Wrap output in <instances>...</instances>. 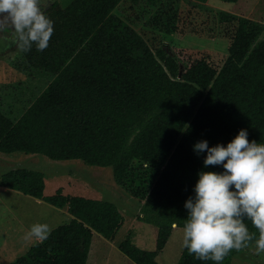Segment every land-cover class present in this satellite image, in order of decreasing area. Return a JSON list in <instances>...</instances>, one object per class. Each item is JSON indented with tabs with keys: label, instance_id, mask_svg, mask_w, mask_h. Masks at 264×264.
Listing matches in <instances>:
<instances>
[{
	"label": "trees",
	"instance_id": "16d2710c",
	"mask_svg": "<svg viewBox=\"0 0 264 264\" xmlns=\"http://www.w3.org/2000/svg\"><path fill=\"white\" fill-rule=\"evenodd\" d=\"M121 1L50 5L46 14L54 31L48 47L20 49L16 68L48 73L53 79L18 118H11L0 99V152L112 167L115 182L143 202L139 219L158 229L155 251L139 248L130 238L119 249L136 264H160L157 256L173 231L183 228V205L193 195L197 173L223 170L218 165L205 168L204 154L197 156L193 144L206 139L210 147L226 145L241 128L247 129L249 141L264 143V27L237 18L222 67L205 60L182 67L164 50L154 52L113 13ZM144 168L156 170L155 179L132 180L134 172ZM0 186L68 207L73 216L11 264H87L94 233L111 240L124 223L110 201L65 195L62 190L46 196L44 176L38 171L8 170ZM246 224L255 234L249 242L254 244L258 229L251 221ZM242 250H231L220 264H232ZM178 264L216 262L195 259L184 247Z\"/></svg>",
	"mask_w": 264,
	"mask_h": 264
},
{
	"label": "rangeland",
	"instance_id": "374dc122",
	"mask_svg": "<svg viewBox=\"0 0 264 264\" xmlns=\"http://www.w3.org/2000/svg\"><path fill=\"white\" fill-rule=\"evenodd\" d=\"M74 1L49 0L45 11L53 2L61 8H66ZM113 13L133 27L154 52L158 49L164 50L168 55L175 57L182 67L200 60H205L216 68L222 67L229 56L237 18H248L263 24L264 27V0H239L235 4L220 0H122ZM261 39H264V32ZM19 62L21 51L14 42V37L6 30L0 34V99L11 118L22 116L25 109L44 92L53 79L52 75L37 70L33 74L23 73L16 68ZM5 155L8 158L0 162V177L15 166L12 162L19 156V161L24 164L21 166L43 174L46 183L45 194L52 195L62 190L71 196L114 203L124 217V223L115 235L117 245L120 246L122 241L130 238L141 249H155V227L139 219L143 202L132 197L115 182L112 167L88 166L78 160L53 161L40 154L32 157L18 153L14 158L9 154ZM156 175L154 169H138L134 172L132 180L137 181L143 176L154 180ZM16 195L0 190V250L9 253L8 258L5 254L4 259H0V264H8L4 260L13 261L18 256L27 254V249L20 251L13 245L15 241L10 238L11 227L6 225L14 221L30 224L27 218L33 217L28 211L35 214L36 221L44 223L39 221L38 214L29 208L33 204L28 199L32 198L23 194ZM41 215L45 219L48 217L46 214ZM67 215V218H71ZM67 218L62 216L54 221L50 220L53 229L67 223ZM182 235L183 228L173 231L164 252L158 256L157 261L161 262L160 264L179 263L184 249ZM115 256L114 251L109 254L108 249H103L102 252L98 251L97 259L99 264H105L106 259L112 257L109 264H122L117 260H123H116ZM89 260L87 264H92ZM131 263L136 264L133 261ZM232 264H264V252L257 253L255 244L248 243L242 252L233 258Z\"/></svg>",
	"mask_w": 264,
	"mask_h": 264
},
{
	"label": "clouds",
	"instance_id": "9594fccd",
	"mask_svg": "<svg viewBox=\"0 0 264 264\" xmlns=\"http://www.w3.org/2000/svg\"><path fill=\"white\" fill-rule=\"evenodd\" d=\"M49 0H0V34L6 30L24 52L33 45L48 47L54 31L45 9ZM194 153L204 154L203 165H218L222 171H199L192 193L184 202L182 244L195 259L220 264L233 249L253 241L246 221L258 229L255 251L264 252V143L249 141L241 128L227 144L209 146L206 139L193 144ZM47 223H33L26 239L43 241L50 235Z\"/></svg>",
	"mask_w": 264,
	"mask_h": 264
},
{
	"label": "crops",
	"instance_id": "0c3cea01",
	"mask_svg": "<svg viewBox=\"0 0 264 264\" xmlns=\"http://www.w3.org/2000/svg\"><path fill=\"white\" fill-rule=\"evenodd\" d=\"M18 153L20 154H25V153H22V152H14L12 154H9L10 156H12L14 158V155L15 156H18ZM26 156H32V157H35V156H38V154H25ZM41 155V154H40ZM7 155H5L4 153H1L0 152V162L2 161H6L8 157H5ZM45 156V155H43ZM47 157V156H46ZM48 158V157H47ZM18 161H17V160ZM20 157H16L14 158V161L12 162L15 166L13 168H10L8 170H11V169H17V168H26V169H29L27 167H24V166H21V165H24L22 161H19ZM50 159V158H49ZM12 161V160H11ZM7 170V171H8ZM30 170H33V169H30ZM33 171H38V170H33ZM40 172V171H38ZM45 189H46V183H45ZM0 190L4 193H10V194H22L21 192H18L16 190H13V189H10V188H6V187H3V186H0ZM63 192V191H62ZM45 193V191H44ZM64 193V192H63ZM55 194V193H54ZM52 194V195H54ZM65 194V193H64ZM24 195V194H23ZM46 196H49L48 194H45ZM65 195H68V194H65ZM26 196V195H25ZM71 196V195H70ZM17 197V195H16ZM28 197V196H27ZM31 197V196H29ZM28 197V198H29ZM83 197V196H82ZM20 198V197H18ZM32 199H28V200H31L29 201L31 204H33V206L29 207L30 210L32 212H35L36 214H38V219L39 221H44V223H47L50 228L53 230V226L51 224V221H54L60 217H64L66 216L67 218V214H69L71 216V218H67L66 221L70 222L72 219H73V216L72 214L69 212L68 210V207H65V208H58L56 206H53V205H50L49 203L45 202L44 200L42 199H38V198H35V197H31ZM141 210V208H140ZM29 215H31L33 218H27L30 222V224H27L24 222L22 223V221H14L13 223L9 224V225H6V227H11V231H10V238L12 240L15 241V243H13L14 246H16L20 251H25L27 249V253L29 251V249L31 247H33L34 245L40 243L41 241H36L35 239H26L25 238V233L27 232V230L29 229V227L33 224V223H37L38 221H36L37 217H35V214L34 213H31L30 211H28ZM41 214H46L48 217L45 219ZM140 215L142 216L141 212H140ZM35 219V221H34ZM67 222V223H68ZM40 223H43V222H40ZM66 224V223H65ZM63 225V224H62ZM148 225H151V224H148ZM60 226V225H59ZM153 226V225H151ZM58 227V226H57ZM155 226H153L154 228ZM51 230V231H52ZM156 236L158 237V229L155 227V231H153ZM116 238V237H115ZM106 239L104 238L102 235H98V233H94L93 235V240H92V244H91V249H90V253H89V257H88V260L90 258V260L92 261V264H99L98 262V259H97V254H98V251H101L103 249H108V253L110 254V252L114 251L115 253V259L117 260V258L119 259H122L123 261H119L117 260V262L119 263H122V264H132L130 261H127V260H130V259H126V255L124 257V255H122L123 253L118 249L119 248V245H117L116 243V239ZM157 240V239H156ZM135 244V243H134ZM168 244V243H167ZM137 245V244H136ZM139 246V245H137ZM156 246H157V241H156ZM156 246H155V249H156ZM2 247V246H1ZM27 247V248H26ZM140 247V246H139ZM143 250H146L144 248H142ZM152 250V251H155ZM119 250V251H118ZM146 251H151V250H146ZM121 252V253H120ZM164 252V250L162 251ZM6 254V258L9 257V253L5 252V251H1L0 250V259H4V255ZM160 255V254H159ZM158 255V256H159ZM158 256H157V260H158ZM20 257H23V256H18L15 260L11 261V260H4V261H7L8 264H11L13 262H15L17 259H19ZM110 257V255H109ZM90 260H89V263H90ZM112 260V257L111 259L107 258L106 261H105V264H109ZM9 261V262H8ZM88 263V261H87ZM161 263V262H160ZM134 264V263H133Z\"/></svg>",
	"mask_w": 264,
	"mask_h": 264
}]
</instances>
